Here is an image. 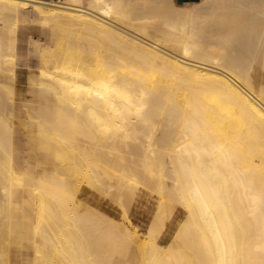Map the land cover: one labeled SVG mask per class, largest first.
<instances>
[{
  "label": "bare ground",
  "instance_id": "6f19581e",
  "mask_svg": "<svg viewBox=\"0 0 264 264\" xmlns=\"http://www.w3.org/2000/svg\"><path fill=\"white\" fill-rule=\"evenodd\" d=\"M129 1L0 0V264H11L10 244L29 230L34 264H106L121 244L135 247L139 264H264V86L251 74L256 64L264 69V0H171L161 31L141 23ZM241 1L256 33L248 62L234 54L248 44L247 26L239 37L219 19ZM29 25L49 28L56 41L33 44L38 108L16 98L19 30ZM24 109L32 149L53 165L51 181L15 160L13 122ZM13 186L35 200L31 227ZM87 187H115V198L103 193L121 207L118 220L84 202ZM143 195L156 208L140 233L125 203ZM174 204L185 218L162 245ZM52 220L61 225L52 224L54 236L45 228Z\"/></svg>",
  "mask_w": 264,
  "mask_h": 264
},
{
  "label": "rangeland",
  "instance_id": "374dc122",
  "mask_svg": "<svg viewBox=\"0 0 264 264\" xmlns=\"http://www.w3.org/2000/svg\"><path fill=\"white\" fill-rule=\"evenodd\" d=\"M200 1H202V0H200ZM200 1H198V3H200ZM244 2L245 1H241L240 4L241 5L243 4L245 6ZM246 3H248V2H246ZM175 4L177 6H181V7L194 5V4L179 5L177 3H175ZM240 4L236 5V6L238 7V6H240ZM243 5L241 7H238V8L235 5H233V7L225 6V8H227L229 10L228 13L233 14L230 16H233L234 18L232 19V17H230V19H229V16H228L226 19L225 17L228 14L226 16H224L227 13L226 12L227 9H225L224 11L223 10L220 11V14H223V12H225V13L223 15H221V17L219 19L221 21H223L224 23L226 22L225 24H230L232 26L233 30L236 29V32H234V33L239 37L242 35L241 32L244 33L245 31H247L246 28L249 30V33L251 36L244 38L245 43L248 42V44H246L244 48H239L234 53L236 57L247 58L248 59L247 62H248V61L252 60V57H253L252 46L256 41V33H255L253 27H250L249 22L245 20L247 18L248 13H250L251 9L248 10L249 7L246 8L248 4L245 7ZM129 7L131 9L133 8V10L136 12V14L139 18L144 19L141 21V23H146L145 21H147V23L150 24L155 31L156 30L161 31V29H163V27H162L161 23L159 22V19H161L162 16L164 17L166 15L165 13L172 7V3H171V0H131V2L129 1ZM209 24L210 23L206 24L208 27L207 28L208 30L210 29ZM154 25H156V26H154ZM243 25H244V27H241ZM29 26H25L26 28L24 27V28H21V30H19V41H18L17 50H16V54H17L16 59L17 60H15V62H14L15 65L14 64L13 65L18 70L17 71L18 72V74H17V81H18L17 85L19 86L18 88H20L22 92H19V94L16 95V98L22 97L28 106H31L33 108H38V104L36 103L35 100H36V97L38 96L39 84H40V79H41L40 66L42 64H41L40 57H38V55L35 52V46L33 44L39 43V44H45V45H50V46H52V45L56 46L55 45L56 41L52 37L51 30L49 28H45V27L43 28L39 25L38 26L37 25H32V26L29 25ZM245 26H247V27L245 28ZM156 27H157V29H156ZM239 31H240V34H239ZM255 69L256 70L252 71V73H251L252 77L256 83L257 88L262 87V86H264V69L261 68L259 66V64L255 65ZM3 82L5 83V80H4V78H2V75H1L0 76V91H1L0 96H1V98H2V91L5 93V90H2V83ZM52 96H54V95H52ZM30 125H31L30 122L27 120L26 110L25 109L23 111L18 110L17 111V118L13 122V134H12V139H13V144H14L13 153L15 156V160L17 159L16 162L19 163V165L22 169H24V170H25V168L30 169L28 167H31L32 170L39 173L40 175H46L45 177H47V179L49 181H51L55 176L53 165L50 161L46 160L43 156L39 155L35 150L32 149L31 140L28 137ZM80 139H81V137H80ZM2 150L3 149L0 146V186L2 184V181L4 182V178H3V174H2V172H3L2 168L4 166L2 167V164L4 163V161H5L4 159L6 158L5 152ZM38 155H39V157H38ZM4 156H5V158H4ZM35 159L36 160L38 159V163L35 162ZM23 167H25V168H23ZM66 175L68 176V174H66ZM139 175L141 177H143L144 174H139ZM144 180H146V183L149 185L150 189H152L151 188L152 186L155 187L158 184V178L157 177H154L152 179L151 178L147 179V177H145ZM148 182H150V183H148ZM156 182H157V184H154ZM152 184H154V185H152ZM1 187H0V191H2ZM154 187H153L152 191H154ZM87 189H88V191H86V192L83 191V194L81 196V198L84 199V202L93 206L94 208L101 209L102 211L104 210L105 213H107V215L110 217H113L116 219L118 218L117 215L119 214V211H121V207H119V204L117 202H115V203L113 202V199L117 196V191H116L115 187H113L111 190L106 188V189H108L107 191L102 190L103 192H105V194H109L110 196H112V194H114V198H111V199H109V197H106L102 191H101L102 193H99L96 189L92 188L93 191H91L92 189L89 187H87ZM156 189H155V191H156ZM13 190H14V195L16 197V199H15L16 203H23L24 202L23 203V205H24V210H23L24 220H26L28 222L29 226L31 227L32 222H34V220L36 218L35 211L32 208V205H34L35 200L32 199L31 197H29L28 194H26V193L23 194L21 187L13 186ZM99 194H101V195H99ZM103 194L106 198L103 196ZM153 194H154V196H156V193H153ZM98 197H100V198L103 197L101 199H103L104 202L99 201ZM143 197H142L143 199L142 198L138 199L135 197V198H133L134 199V201H133L132 197L130 196L129 197L130 199H128L129 201L127 203H125L126 208L130 206V210H129V208H127V209L130 211V212L128 211L129 212L128 215H129V217L131 216L130 219L132 221V224H133V226H136L137 231L140 233L147 232V230L149 229V226L153 223L154 217H155V216H153V215H155L154 214L155 211H153V210H155V208H156V202H155L156 200H153L154 199L153 197H149V196L147 197V195H143ZM111 200H112V202L110 203L109 201H111ZM131 201H132V203H131ZM149 201H150V203H149ZM152 204H153V206H152ZM131 206H132V208H131ZM144 206H146V207H144ZM173 208H174L173 215H171L172 217H169L167 219L168 222L166 224V227L163 229L164 233L162 232L159 236V238H160L159 243L162 245L167 244L172 239V236H173L175 230L178 228L179 224L185 218V213L183 212V210L180 206H178L177 204H174ZM148 209L151 211H149ZM146 210H147V213L152 212L151 215L147 214ZM143 211L145 213H143ZM31 216H32V218H31L32 221L29 220V217H31ZM49 222H50L49 225H47V223L44 222V223H46L45 228L48 230V232H49V234H51V236L52 235L54 236L52 230L57 228L58 225H59L58 227L61 226L60 221L52 220ZM57 223H58V225H56ZM52 224L56 225L55 228H53L54 226L52 227ZM57 229H58L57 231H59V228H57ZM66 229H71L73 234L76 232V230H74L73 227L69 228V226H67ZM55 231H56V229H55ZM33 234L34 233L29 230L23 234V236L21 238V243H11L10 244L9 248H10L11 264H34V256H35L34 245L35 244H34V240H33L34 239ZM76 234H79V232H77ZM78 236L76 235L74 237V235H73V239L77 240L78 242L80 241L79 243H82L83 238H81V235L79 237ZM40 238L41 237H39V239ZM82 247H84V246L82 245ZM79 248L80 247L77 246V249L75 248L77 251L74 252L73 254L76 253V255H78L80 250H83V249H81V248L79 249ZM107 249H109V247ZM83 252H84V254H83L84 257L87 254V252L85 253L84 250L81 251L80 252L81 256L79 255L80 256L79 258L81 260L83 258V255L81 253H83ZM110 254H111L110 252L107 253L108 256H111V257L114 256L110 261L112 264H127L126 259H127L128 255H129V261L131 262V264H139L140 256H139V253L136 251L134 246L131 249H127V247L125 245L121 244L118 248V252L114 253L115 255H113V254L110 255ZM108 256H106V259H105L106 264H109L108 263V261H109ZM76 257H78V256H76Z\"/></svg>",
  "mask_w": 264,
  "mask_h": 264
},
{
  "label": "crops",
  "instance_id": "0c3cea01",
  "mask_svg": "<svg viewBox=\"0 0 264 264\" xmlns=\"http://www.w3.org/2000/svg\"><path fill=\"white\" fill-rule=\"evenodd\" d=\"M47 1H57V0H47ZM179 4V5H191L198 3L200 0H173V2ZM88 3V0H83V5L86 6Z\"/></svg>",
  "mask_w": 264,
  "mask_h": 264
}]
</instances>
